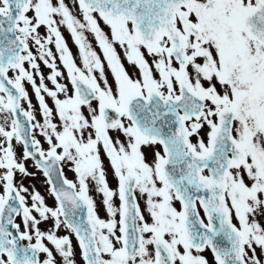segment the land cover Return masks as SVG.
Returning a JSON list of instances; mask_svg holds the SVG:
<instances>
[{
	"label": "snow or ice",
	"instance_id": "obj_1",
	"mask_svg": "<svg viewBox=\"0 0 264 264\" xmlns=\"http://www.w3.org/2000/svg\"><path fill=\"white\" fill-rule=\"evenodd\" d=\"M0 264H264V0H0Z\"/></svg>",
	"mask_w": 264,
	"mask_h": 264
},
{
	"label": "rangeland",
	"instance_id": "obj_2",
	"mask_svg": "<svg viewBox=\"0 0 264 264\" xmlns=\"http://www.w3.org/2000/svg\"><path fill=\"white\" fill-rule=\"evenodd\" d=\"M67 33L65 32V36L67 37ZM91 39V37H90ZM69 44H70V47H73L72 45V42L71 40H69ZM73 51H75V48L73 47ZM35 103V102H33ZM69 178H71V174L69 173ZM111 179V178H110ZM25 183H35L37 185V188H39V190H41V192L43 193L44 192V188H43V185H42V177L35 180V181H30V180H26ZM114 183V182H113ZM48 202L51 204L52 203V200L49 198ZM101 215H103V213H101Z\"/></svg>",
	"mask_w": 264,
	"mask_h": 264
}]
</instances>
